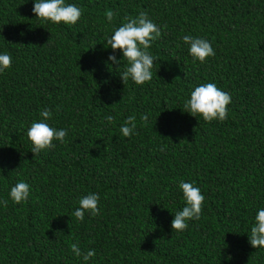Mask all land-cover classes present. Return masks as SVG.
Returning <instances> with one entry per match:
<instances>
[{
  "label": "trees",
  "instance_id": "trees-1",
  "mask_svg": "<svg viewBox=\"0 0 264 264\" xmlns=\"http://www.w3.org/2000/svg\"><path fill=\"white\" fill-rule=\"evenodd\" d=\"M65 2L82 10L75 25L42 23L33 0H0V54L12 56L0 73V201H8L0 264H85L72 243L95 250L87 264H264V248L248 237L264 208V0ZM142 11L167 27L149 49L158 58L152 80L123 84L126 61L119 69L108 61L122 53L106 37ZM189 34L207 39L215 56L193 62ZM206 82L231 95L223 122L183 112ZM44 109L68 135L34 156L26 132ZM130 115L137 128L128 138L120 127ZM20 181L30 195L15 204L9 192ZM181 181L205 200L201 218L176 232ZM89 193L99 195L100 215L77 221Z\"/></svg>",
  "mask_w": 264,
  "mask_h": 264
},
{
  "label": "clouds",
  "instance_id": "clouds-1",
  "mask_svg": "<svg viewBox=\"0 0 264 264\" xmlns=\"http://www.w3.org/2000/svg\"><path fill=\"white\" fill-rule=\"evenodd\" d=\"M33 2L32 12L35 18L42 21V23L60 24L63 22L66 25H75L82 16L81 8L75 4L66 3L65 0H33ZM115 15L112 10H107L105 13L109 23L113 21ZM162 27L166 28L167 26ZM162 27L153 22L147 12L142 11L135 18L125 17L122 25L115 27L113 34L106 37V43L113 53L117 50L122 53V60L117 59L116 55L112 54L109 55L108 61L116 65L117 69H119L122 61H126L123 71L119 74L123 84L131 80L136 85H143L152 80V69L158 58L149 49L154 41L161 38L163 34ZM182 40L188 46V53L193 62L198 61L200 64H204L208 57H214L216 54L212 44L205 38L194 37L189 34L184 35ZM11 64L12 56L9 53L0 54V73L9 69ZM230 103L231 95L218 88L216 83H200L191 91L190 98L185 100L183 112L195 118L201 116L206 122L213 120L223 122L228 119L227 106ZM39 116L40 120L38 122L33 121L26 132L34 156L39 155L42 151L54 148V141L64 143L65 137L68 135L67 129H57L47 123L52 119L50 109L42 110ZM106 120L113 123L114 117L109 115ZM140 121L141 127H147L149 114L142 113ZM136 128V116L130 115L120 127V133L123 137L131 138L135 134ZM178 187L183 193L185 206L182 210L175 212L171 228L172 231L182 232L188 228L189 221H198L201 218L205 197L201 194L200 188L192 183L181 181ZM29 195L30 185L24 181L16 183L9 192V198L15 204L27 202ZM99 200L100 197L96 193H89L79 198V207L72 213L75 220L82 222L85 213L92 217L99 216ZM0 203L7 207L8 201L3 200ZM248 237L253 248H264V208L257 211ZM70 248L77 258L82 257L85 264L96 255L95 250L82 251L77 243H72ZM227 259L231 260L232 257L228 256Z\"/></svg>",
  "mask_w": 264,
  "mask_h": 264
}]
</instances>
